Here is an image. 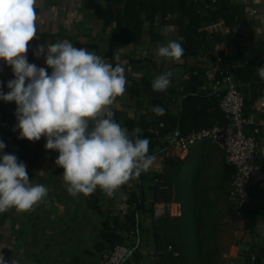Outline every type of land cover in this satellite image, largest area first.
Instances as JSON below:
<instances>
[{
	"label": "trees",
	"instance_id": "16d2710c",
	"mask_svg": "<svg viewBox=\"0 0 264 264\" xmlns=\"http://www.w3.org/2000/svg\"><path fill=\"white\" fill-rule=\"evenodd\" d=\"M85 6L100 21L102 33L107 34V49L101 54L96 43L76 42V46L96 51L105 61L116 64L115 52L128 45L139 46L145 33L150 43H159L170 32L184 48L181 59L193 61L184 66L181 80L175 81L171 77L173 85L164 92H156L151 87L158 70L156 62L145 57L140 62L151 65L152 76H130L125 94L117 98L121 102L128 98L133 103H122V106L140 109V113L130 115L114 107L116 122L130 133L139 130L141 138L149 139V153L164 158V170L154 174L142 173L135 179L134 188L129 187L126 192L124 222L119 224L115 219L111 222L109 217H104L100 237L111 248L129 243L130 256H139L143 233L140 214L146 200L143 190L147 187L152 191L154 202L180 204L179 215L166 214L153 228L155 251L160 262L193 264L192 256L197 248L202 264H213L220 251L218 234L222 231L220 220L223 218L219 208L220 196L226 197L229 218L243 220V229L252 235L256 234L258 223L264 219V199L253 206V215L238 214L227 197L234 168L227 164L224 156L219 160L218 169L207 180L201 177L207 158L212 151L220 149L210 142L200 143L204 148L196 164L193 153L180 158L170 152L171 145L181 136L228 123L219 104L224 89L222 79L227 74L232 76L235 87L243 96L244 116L252 117L258 100L264 96V80L257 75V69L264 66V34L245 41L232 32L222 35L206 30V26L218 22L226 29L250 24L246 0H87ZM222 44H231L234 48L219 49L218 56H214L216 46ZM210 83H217L216 89L209 87ZM157 105L165 109V115L153 112ZM253 121L247 126L249 134L253 133L255 124H261ZM256 137L263 139L264 132ZM22 144V140L16 141L13 146L7 145L4 152L15 154L20 161L23 151H18L17 147ZM192 161L196 164L193 174L189 170ZM262 168L264 170V162ZM260 188L264 190V182ZM88 197L91 207L101 212L98 189ZM242 257L244 264H264V246L245 249Z\"/></svg>",
	"mask_w": 264,
	"mask_h": 264
},
{
	"label": "clouds",
	"instance_id": "9594fccd",
	"mask_svg": "<svg viewBox=\"0 0 264 264\" xmlns=\"http://www.w3.org/2000/svg\"><path fill=\"white\" fill-rule=\"evenodd\" d=\"M37 0H0V60L12 70L8 91L0 88V100L14 102L18 139L37 142L42 137L46 152L55 151L57 167L67 193L88 197L97 189L113 197L122 186L148 172L156 156L149 153L150 141L139 130L130 133L117 123L112 106L126 92L125 69L106 62L95 51L75 47L68 40L44 43L34 56L47 65L28 61L30 42L37 39ZM115 27V25H112ZM158 57L179 62L182 44L169 40L156 50ZM51 69V72H48ZM264 80V66L257 69ZM172 73L165 72L151 83L153 91L164 92ZM156 115H165L159 105ZM0 139V214L11 209L29 212L49 194L43 184H33L23 161L5 153ZM0 264H17L0 251Z\"/></svg>",
	"mask_w": 264,
	"mask_h": 264
},
{
	"label": "crops",
	"instance_id": "0c3cea01",
	"mask_svg": "<svg viewBox=\"0 0 264 264\" xmlns=\"http://www.w3.org/2000/svg\"><path fill=\"white\" fill-rule=\"evenodd\" d=\"M86 1L37 0V39L29 45L27 57L30 63L47 68L44 58L37 59L33 53L38 45L54 43L58 40H68L75 47H78L76 42L96 43L101 54L107 49L105 43L107 34L102 33L100 21L90 9L86 8ZM246 3L249 4L250 24L226 29L221 22H218L206 26V30L222 35L232 32L239 34L245 41L260 38L264 34V0H246ZM169 40L178 41V38L170 32L163 41L150 43L149 36L145 33L139 46L128 45L118 49L115 52V63L124 67L127 80L130 76L150 77L152 76L151 65L140 62L148 57L156 62L158 69L153 79L170 71L175 81L181 80L184 76V66L191 65L193 61L181 59L179 62H174L158 57L156 55L158 46L166 45ZM233 48L231 44L217 45L213 54L218 56L219 49L231 50ZM48 70L51 72V69ZM13 78L11 68L0 60V88L5 93L8 91L7 82ZM172 85L171 82L169 87ZM122 103L132 104L133 102L128 98H124L122 102L116 100L112 108H121L130 115L140 113V109L122 106ZM15 108L14 102L6 103L0 100V139H3L6 146H13L16 141H23V144L17 147L18 151H23L20 161L26 164L32 183L47 186L49 194L46 200L37 204L32 211L18 212L11 209L0 214V251H3L6 259L16 261L17 264H100L111 250V247L100 237L103 218L109 217L111 222L115 219L119 224L124 222L126 192L129 187L134 188L135 179L122 186L113 197H108L98 189L101 212L91 207L88 202L89 197L70 196L60 178L63 169L55 164L58 153L45 151V138L30 142L18 139V131L12 130L16 124ZM172 111H175V108H172ZM252 118L264 123V96L258 100ZM203 148L204 145L198 144L185 151L187 154L193 153L197 164ZM221 152L224 156L222 150ZM163 170L164 158L156 156V161L146 174L160 173ZM143 195L146 200L140 214L143 233L139 256L131 255L124 264H163L155 251L153 228L166 214L179 215L180 204L154 202L152 191L147 187L144 188ZM253 197L255 198L251 202L246 217L253 215V206L258 205L264 199V190L257 188ZM258 227L264 229V219L258 223ZM245 249L248 247L236 248L237 258L242 257Z\"/></svg>",
	"mask_w": 264,
	"mask_h": 264
},
{
	"label": "built area",
	"instance_id": "2783aa9c",
	"mask_svg": "<svg viewBox=\"0 0 264 264\" xmlns=\"http://www.w3.org/2000/svg\"><path fill=\"white\" fill-rule=\"evenodd\" d=\"M222 83L224 89L219 96V104L228 118V123L181 136L173 144L187 150L202 142H210L222 150L227 164L234 168L229 183L228 200L238 214H246L254 191L264 182V138L258 140L256 137L264 132V123L255 124L253 133H247V126L254 121L252 117L247 118L243 114L241 92L235 87L230 74L223 77ZM209 87L216 89L217 83H210ZM259 230L263 231V228L258 227L256 233ZM129 257L130 244L121 243L111 248L100 264H123Z\"/></svg>",
	"mask_w": 264,
	"mask_h": 264
},
{
	"label": "rangeland",
	"instance_id": "374dc122",
	"mask_svg": "<svg viewBox=\"0 0 264 264\" xmlns=\"http://www.w3.org/2000/svg\"><path fill=\"white\" fill-rule=\"evenodd\" d=\"M216 148L219 149L218 147ZM170 152L174 155L179 156L180 158H185L187 156L186 151L175 146V144L171 145ZM221 156H222L221 150L212 151V155L207 158L205 165L203 166L201 172L202 178H205L207 180L208 177L211 176L216 169H218L219 166L218 164ZM194 161H192L190 164L189 170L191 174H193L195 171ZM220 198H221V204L219 208H221L223 214V218L220 220V222H222L221 223L222 231L218 234L220 236V251L218 253L217 259L214 261L213 264H244L243 257L237 258L236 248H241L242 246V248L254 247L256 249L260 245L264 246V229L263 231L259 230V232L256 233L255 235H252L251 233L245 231L243 229V224H244L243 220L234 221L231 218H229L227 214V203L225 201L226 197L220 196ZM219 208H217L216 210H219ZM203 214L205 216V213ZM246 214H244V216ZM200 246L202 248L201 243ZM194 253L195 254L192 256V263L202 264L201 258H199L198 255L199 250L197 248H195Z\"/></svg>",
	"mask_w": 264,
	"mask_h": 264
}]
</instances>
